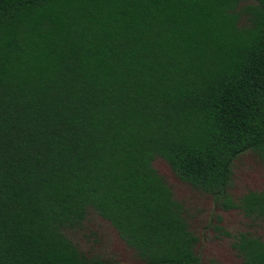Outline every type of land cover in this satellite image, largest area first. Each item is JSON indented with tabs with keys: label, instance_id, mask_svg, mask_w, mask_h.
<instances>
[{
	"label": "trees",
	"instance_id": "obj_1",
	"mask_svg": "<svg viewBox=\"0 0 264 264\" xmlns=\"http://www.w3.org/2000/svg\"><path fill=\"white\" fill-rule=\"evenodd\" d=\"M244 156L264 168V0H0V264H125L72 238L94 215L135 264H214L208 239L264 264Z\"/></svg>",
	"mask_w": 264,
	"mask_h": 264
},
{
	"label": "rangeland",
	"instance_id": "obj_2",
	"mask_svg": "<svg viewBox=\"0 0 264 264\" xmlns=\"http://www.w3.org/2000/svg\"><path fill=\"white\" fill-rule=\"evenodd\" d=\"M155 166L174 185V190L179 198L185 199L195 207H210L206 209L202 217H207L213 204L210 200L204 199L198 192H195L188 184L181 182L173 173L169 165L162 159L155 161ZM235 193L241 194L248 189H264V168L260 166L253 157L244 156L235 167ZM213 211V210H212ZM224 223L229 229H236L246 218L238 211H222ZM258 234L264 238V222L256 228ZM100 240L97 248L106 256H113L125 264H135L131 250L128 249L123 240L119 237L116 229L106 220L94 215L87 224V228L82 232L72 233V238L84 249L90 248L93 244L92 235ZM204 259L214 264H244L238 259L230 247L228 239L215 240L208 239L202 248Z\"/></svg>",
	"mask_w": 264,
	"mask_h": 264
}]
</instances>
